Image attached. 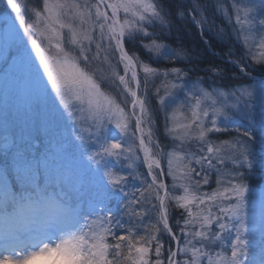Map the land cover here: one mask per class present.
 I'll use <instances>...</instances> for the list:
<instances>
[{
    "label": "snow or ice",
    "instance_id": "6c2138e0",
    "mask_svg": "<svg viewBox=\"0 0 264 264\" xmlns=\"http://www.w3.org/2000/svg\"><path fill=\"white\" fill-rule=\"evenodd\" d=\"M0 83V264H264V0H5Z\"/></svg>",
    "mask_w": 264,
    "mask_h": 264
},
{
    "label": "trees",
    "instance_id": "16d2710c",
    "mask_svg": "<svg viewBox=\"0 0 264 264\" xmlns=\"http://www.w3.org/2000/svg\"><path fill=\"white\" fill-rule=\"evenodd\" d=\"M172 2L175 3L176 0H172ZM180 2H183V0H180ZM4 6H5L4 0H0V10H2ZM216 25H217V28L224 27V23L220 19L216 20ZM176 27L178 28V31H174L173 34L177 37V39L182 44H184L188 48L193 49L194 51H200L206 60L219 63V61H216L214 57L203 52V43H202L203 37L199 34L196 26H193L190 23L182 21ZM225 40L227 42V38H225ZM239 46L240 45L237 42L235 46L233 47V51H236V49L239 48ZM223 49H224V45H220V44L216 45V48H215L216 51H221ZM251 75L259 76V78H261V74L259 72L253 71Z\"/></svg>",
    "mask_w": 264,
    "mask_h": 264
},
{
    "label": "rangeland",
    "instance_id": "374dc122",
    "mask_svg": "<svg viewBox=\"0 0 264 264\" xmlns=\"http://www.w3.org/2000/svg\"><path fill=\"white\" fill-rule=\"evenodd\" d=\"M4 3H5V0H4ZM255 67H258V66H255ZM254 72H257V71H254ZM256 79L257 80L260 79L259 76H256ZM6 97H7L8 104L10 106V103H11L10 88L5 84L0 83V110H2L5 106ZM21 124H22V119L16 116L15 114L10 116L7 120V125L10 131L18 130ZM3 126H4V118L0 116V134H3ZM43 257H44V260L39 261L37 264H63V261L58 260L56 253H52L51 256H43ZM31 264H34V263H31Z\"/></svg>",
    "mask_w": 264,
    "mask_h": 264
},
{
    "label": "bare ground",
    "instance_id": "6f19581e",
    "mask_svg": "<svg viewBox=\"0 0 264 264\" xmlns=\"http://www.w3.org/2000/svg\"><path fill=\"white\" fill-rule=\"evenodd\" d=\"M42 260H44V257L43 256H38V257L30 260L29 264H31V263L37 264L39 261H42Z\"/></svg>",
    "mask_w": 264,
    "mask_h": 264
}]
</instances>
